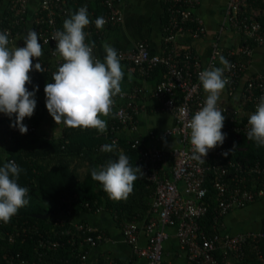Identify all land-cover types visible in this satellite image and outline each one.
Masks as SVG:
<instances>
[{"label": "built area", "instance_id": "1", "mask_svg": "<svg viewBox=\"0 0 264 264\" xmlns=\"http://www.w3.org/2000/svg\"><path fill=\"white\" fill-rule=\"evenodd\" d=\"M264 2V0H261ZM29 0H10L9 11L15 17V24L25 22ZM65 0H40L36 12V32L39 43L46 46L52 56L56 57L60 66L63 63L58 52L55 51L56 42L52 36L59 30L57 17L68 14L64 5ZM166 11L164 23L165 43L163 54L155 55L149 51L146 42H137L131 50L119 51L120 63L131 65L142 78H150L155 70L161 69L164 76L151 91V96L158 101L157 111L172 116L174 125L160 130L150 131L146 140L133 138L125 143L139 152L137 166L141 168L146 182L153 185L154 193L151 203V216L143 223L123 222L120 225L122 236L127 245L132 249L134 256L146 260V264H162L164 243L169 238L168 228L176 229V238L185 249L187 264H218L216 254H221L223 259L233 256L238 261L244 258V247L249 240H264V233L245 232L238 234L228 233L223 224V219L234 210L245 209L264 197L263 190L255 191L256 182L264 181V156L263 162L250 164L246 157L232 159L234 153L244 154L250 141L246 135L248 131V118L255 112L260 98L264 96V73H257L241 81L247 72L249 58L253 47L249 43L264 45V28L258 20V15H248L247 0H227L221 21L220 33L230 29L241 36V45L236 48L222 50L216 43L212 45L206 63L187 47L176 45L177 39L185 34L199 38L204 34V27L198 17L196 9L199 0H162ZM101 6L105 9L102 16L106 23L102 29H97L94 22L84 30L85 42L95 34L102 33L107 26L117 27L122 21V14L118 9V0H101ZM195 24L193 31L189 26ZM9 33V41L13 37L9 28L0 27V32ZM49 41L44 43V41ZM223 56L230 64V70L224 72V77L229 80L225 86L229 94L237 93L242 85L239 95L236 97V107L229 109L218 105L225 116L222 132L226 138L222 145L210 150L204 158L205 163L191 159L190 129L186 127L188 120L203 106L206 97L200 85L199 72L210 67H223L219 63V57ZM29 73L31 83L35 81L41 72L34 70ZM45 72L49 68L42 64ZM44 73V72H42ZM121 104L114 110V122L111 131L115 137L111 144H118L120 132L124 129L135 131L136 117L142 109L137 104L139 92L132 90L128 93L117 95ZM234 98V96H233ZM4 114H0V117ZM66 127V126H65ZM27 133H35L33 125H27ZM19 133L18 130L13 129ZM176 141L175 147L161 149L149 143H163ZM242 143L245 145L243 146ZM224 153H228L227 156ZM242 161V162H241ZM171 163L169 176H161L163 165ZM211 177V178H210ZM210 178V179H209ZM208 180L212 183L215 192V217L210 227L212 234L201 224L206 215L208 203ZM66 211L63 214L73 213L70 203L63 202ZM95 203L93 206L95 207ZM84 211L98 212L101 207L91 211L88 204L81 206ZM60 219V218H58ZM73 229L68 232L74 250L75 239H79L80 248L88 250L97 247L107 241L104 232L86 222H71ZM144 231L147 236V244L139 245V234ZM39 246L55 248L59 246L57 241H41ZM88 253V252H87ZM87 253L80 255L81 264L87 262ZM259 263L264 264V252L258 251ZM109 264L117 263L109 260Z\"/></svg>", "mask_w": 264, "mask_h": 264}, {"label": "clouds", "instance_id": "2", "mask_svg": "<svg viewBox=\"0 0 264 264\" xmlns=\"http://www.w3.org/2000/svg\"><path fill=\"white\" fill-rule=\"evenodd\" d=\"M105 23L103 17H98L95 27L102 29ZM89 24L87 6H84L63 22L62 31L58 30L52 36L56 42L55 51L63 63L53 73L54 82L45 85L46 109L56 125L62 123L71 129H96L104 133L107 123L101 117L111 115L114 97L122 92L124 72L116 49L108 43L103 45L106 53L103 62L93 55L94 42H85L84 30ZM39 41L37 32L29 30L23 37L24 47L10 46L9 33L0 32V114L8 117L10 127L21 135L28 131L24 120L33 116L37 106L38 86L29 91L26 85L31 83L29 73L33 71V60L39 61L43 55ZM219 63L223 67H210L199 72V82L207 98L186 125L190 129L191 159L201 163H205L209 151L222 145L226 138L222 132L225 116L218 101L229 83L224 72L231 66L223 56L219 57ZM34 70L45 72L40 62L35 63ZM246 138L257 147H264V96L248 118ZM115 149V142L101 147L105 153ZM21 171L15 161L0 167V222L5 224L29 202L26 199L29 189L18 183ZM138 173L143 175L141 168L131 167L128 156L121 151L117 160L94 168L91 178L102 186L110 199L119 201L126 200L133 192Z\"/></svg>", "mask_w": 264, "mask_h": 264}, {"label": "trees", "instance_id": "3", "mask_svg": "<svg viewBox=\"0 0 264 264\" xmlns=\"http://www.w3.org/2000/svg\"><path fill=\"white\" fill-rule=\"evenodd\" d=\"M250 2H254V7L260 9L264 7L261 0H247L248 5ZM64 5L68 14L57 17V25L60 31L63 30V22L81 7L87 6V12L90 15L88 17L91 18L90 22L95 23L96 18L105 14L101 0H65ZM249 8L248 6L247 11ZM14 20L13 14L8 11L1 26L2 28H9L13 37L16 38L23 35L25 23L12 24ZM258 20L264 28V20L260 14ZM109 28L112 27L107 25L102 33L93 35L90 43L98 44L104 31ZM21 42L24 47L23 39ZM249 45L254 48L255 44L250 42ZM33 62H37V60L34 59ZM53 72L54 70L50 69L49 72L39 74L37 79L26 87L32 91L34 86L42 89L45 84L53 83ZM157 72L158 69L153 74ZM114 121L113 117L104 138L92 137L91 133H87V129H85L86 134L72 138L71 131L73 129L66 128L65 139L48 142L39 141L34 135L35 133L21 135L14 132L13 128L10 127L9 118L5 115L0 117V152H2L0 154V167L8 161H15L22 170L18 183L20 186L29 189L26 197L29 201L28 204L21 208L9 223L0 222V264H81L80 255L89 250L80 248L77 238L74 240V250L69 249L72 244L68 232L73 229L72 223L58 217L59 213L66 211L67 206L63 204L65 201L70 203L74 212L77 207L83 210L81 206L84 204H88L92 208L91 211H95L96 207L104 208L113 216L118 226L123 222L143 223L148 220L151 216L150 209L154 187L146 182L141 174H137L138 179L134 182L133 192L129 197L119 201L110 199L103 191L102 186L91 178V171L94 168L99 169V164H107L106 161L117 160L121 151L128 156L131 167L137 166L136 163L140 157L139 152L136 148H132L131 144H126L123 138H119L113 152L101 151L100 146L111 144V139L115 137L111 131ZM23 123L26 126L28 124L26 120ZM242 145L245 144L242 143ZM263 156L264 147H257L253 141H250L246 153H234L231 158L239 160L246 157L250 164H255L256 162L262 163ZM46 158L49 160L45 161ZM68 158H74L72 160L78 161L79 164L87 162L89 170L85 177L81 178L77 174L76 167L70 166ZM170 165L171 163L163 165L161 176H168ZM207 187L209 208L201 220V224L211 236L210 224L215 217V192L210 180H208ZM257 190L264 191L262 178L256 182L255 191ZM94 203L96 204L95 207L93 206ZM36 214H47L48 218L33 217ZM261 231L264 233V221ZM47 240L50 242L57 241L59 246L55 248L39 246L41 241L46 242ZM259 250L264 252V240H249L244 247V258L238 260L236 264H260ZM216 259L218 264H225L226 262L221 254H216ZM116 262L119 263V261ZM92 264H109V260L99 257Z\"/></svg>", "mask_w": 264, "mask_h": 264}, {"label": "crops", "instance_id": "4", "mask_svg": "<svg viewBox=\"0 0 264 264\" xmlns=\"http://www.w3.org/2000/svg\"><path fill=\"white\" fill-rule=\"evenodd\" d=\"M39 2L40 0H29L27 16L24 22V33L22 36L14 38L10 42V46L16 45L17 47H23L21 40L27 32L29 30L36 31L35 20ZM226 3L227 0H199V6L195 14L202 22L204 34L199 38H195L187 33L180 36L175 44L183 45L190 49L203 64L208 60L212 45L215 43L220 45L224 51L241 45V36L236 31L227 29L222 33L219 32ZM253 5L254 2H250L248 5L250 7L248 15L260 14L261 18L264 20V7L260 9ZM9 9L10 0H0V27ZM118 9L122 14V23L117 27H112L104 31L101 40L93 49V55L103 62L106 56L103 48L104 43H108L119 52L131 50L139 41L146 42L152 54H163V50L167 44L164 40L165 35L163 30L164 23L166 22V11L162 0H118ZM88 16L90 15L88 14ZM89 19L91 18L89 17ZM195 27L196 25L192 24L188 29L189 31H193ZM42 52L43 55L37 62L44 64L49 69L54 70V72L58 70L59 65L56 57L52 56L44 45H42ZM120 64L124 72V78L121 82V93L137 90L139 92L137 104L142 108L136 117L137 129L135 131L124 129L120 132V137L125 141L137 137H142L146 140V136L150 131L155 132L172 127L174 125L172 116L167 113L158 112V101L151 96V91L164 76L162 70L158 69L156 74L145 79L142 78L131 65ZM257 73H264V45H254L249 58L248 69L241 84L244 83L246 78ZM241 87L242 85L239 86L237 93L234 95L229 94L225 88L218 101V105L234 109L236 107V96L239 95ZM44 88L45 86L36 92L35 99L37 106L34 110V114L31 118H26L25 120L28 122L27 125H33L35 127L34 135L39 141L50 142L63 140L66 135L65 129L68 127H65L62 123L56 125L48 113ZM204 94L207 98V94L205 92ZM120 104L121 102L117 96L114 97V106L111 115L109 117H101L105 119L107 123V129L104 133H100L96 129H87V133H91L92 137L99 136L104 138L113 119L114 110L120 106ZM71 132L72 138L79 137L78 135L80 134H86V130L82 128L73 129ZM67 144L68 143H66V145ZM149 144L155 145L161 149H171L175 147L176 141L171 140L163 143L150 142ZM102 146L103 145L100 146V149ZM0 154H2V152H0ZM72 159L74 158H68L70 166L73 168L76 167L77 174H79L81 178L85 177L89 170L87 162L79 164L78 161ZM46 160H49V158H46L45 161ZM106 163H108V161H106ZM105 165V163L99 164V168ZM99 209L98 212L91 213L77 207L75 212L73 211L70 215L59 213L58 216L69 222H86L93 227L101 229L106 235L107 241L105 243H101L88 251L87 262H89V264L95 263L100 257L105 260L119 261L124 264H146L145 259L133 255L131 247L125 243L121 228L116 224L113 216L104 208ZM263 221L264 197L247 206L245 209L232 211L223 219V224L228 233L238 234L260 231ZM167 232L169 233V238L164 243L162 264H187L185 249L179 244L175 235L176 229L168 228ZM146 244L147 236L145 232L141 230L139 234V245L145 246ZM236 262L233 256H229L226 258L225 264H236Z\"/></svg>", "mask_w": 264, "mask_h": 264}, {"label": "water", "instance_id": "5", "mask_svg": "<svg viewBox=\"0 0 264 264\" xmlns=\"http://www.w3.org/2000/svg\"><path fill=\"white\" fill-rule=\"evenodd\" d=\"M33 217H35V218H41V219H46V218H48V215L46 214V215H38V214H36V215H33Z\"/></svg>", "mask_w": 264, "mask_h": 264}]
</instances>
